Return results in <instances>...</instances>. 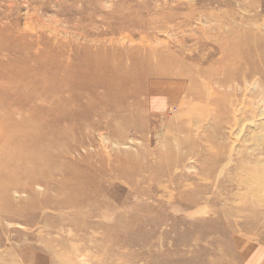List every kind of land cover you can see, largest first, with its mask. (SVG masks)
Masks as SVG:
<instances>
[{
    "label": "rangeland",
    "instance_id": "1",
    "mask_svg": "<svg viewBox=\"0 0 264 264\" xmlns=\"http://www.w3.org/2000/svg\"><path fill=\"white\" fill-rule=\"evenodd\" d=\"M231 29L264 41V0H0V113L22 128L49 96L26 89L27 70L5 75L29 54L103 47L118 68L108 76L135 73L118 111L98 103L78 122L41 126L65 132L44 145L42 164L17 168L42 177L32 189L43 203L0 220V264H264V59L240 64L241 79L204 72L219 67ZM165 46L187 66L142 74L139 51ZM30 131L0 160L34 150Z\"/></svg>",
    "mask_w": 264,
    "mask_h": 264
},
{
    "label": "bare ground",
    "instance_id": "2",
    "mask_svg": "<svg viewBox=\"0 0 264 264\" xmlns=\"http://www.w3.org/2000/svg\"><path fill=\"white\" fill-rule=\"evenodd\" d=\"M230 32L229 36L226 35L227 37H225L223 41L218 42V46L216 45L219 50L223 51L224 57L216 61L219 67L213 68L212 65L214 62H211L212 64L209 63L211 66L204 70V72L207 71L208 73L207 77H213L215 73H224L225 70L228 71L232 68L234 69V73L240 64L245 63L247 65L253 60L264 59V41H260V39L255 37L254 34L248 32L239 33L236 29H231ZM127 37L128 36H126V38ZM56 45L65 48V45L62 44V42L57 41ZM165 47L166 48L161 50L158 48L147 47L146 49H141L139 51V54L144 55V59L138 61V65L145 70L142 74L147 76V74L149 75L150 72H152L150 71V68H148L150 65H159L160 69H162L161 73H169L173 69L175 70L176 65L187 66V63H184V61H178L179 57L173 50V52H170L167 49V46ZM252 47H255L257 51H250V53L245 51L246 53L244 52L243 54L244 50L249 51ZM236 50L241 51L242 53L238 52L236 59H230V56ZM109 56L110 55L107 54L106 49L103 47L80 45L76 47L74 52H68L67 54L66 51L61 48L60 50L57 49L53 54L46 52L29 54L27 58H22L17 68L12 70V73H5L7 77L12 78L14 77L13 73L23 75L26 70L29 71V73H27L29 74L30 79L24 85L26 86V89H28V87L35 88L39 95V92H45L49 96L46 99L47 101H43L42 107L40 108V111H42L39 113V118L35 120V123L31 122L29 126H25L24 128L21 127L22 124L15 123V120L13 121L12 111L7 110L4 111V113H0V153L3 147L13 146L18 142L17 138H21V135H18L20 132L27 131V133L23 135L24 141L29 136V133L31 132L30 130L37 128V131L39 132V141L34 147V150L23 151L22 153L24 155L17 159V161L8 158L7 161L0 160V220H22L24 217L23 213L26 212V209L29 210L37 207L38 204L40 205L43 203L36 190L32 189V184L35 183L38 187V184L43 182L42 177L38 173L33 172L31 168H24L22 170L17 169L20 166L26 167L30 163L32 165L33 162H36V164H42L43 160L41 153L44 145L46 146L47 141L59 136L62 132H65H61L60 130L58 132V130L55 129L54 131H45L41 134L39 131L41 126L50 124L49 128L52 129L53 127H51V124L56 123L57 125L58 120H67L69 118L72 123L78 122V120L74 119L77 117L78 113H86L88 108L98 103L107 104L109 107H112L114 112H116L121 106L123 108L127 101L126 98L135 95V92L129 89V85L134 79L135 73L123 76L119 75L114 78L108 76L112 75V73L115 74L118 71L117 66L109 60ZM207 57H203L202 59H206ZM46 61L51 63L49 65L51 69H47L43 74L52 75L50 80L42 78L39 73L42 67L45 66L39 64ZM36 62L38 63L34 64ZM4 65L9 66V64ZM228 65L230 68H227ZM255 71L252 69L251 72ZM58 72L61 76L59 77V80L55 81L54 76ZM251 72L249 71V73ZM231 75H235V77L238 76L237 78L239 79L243 77L240 74H236V72ZM229 79H231V77H229L228 80ZM52 89H55L56 91L53 92ZM0 97L1 100L4 99V93H0ZM36 97L37 95L29 100L28 103L32 104L37 99ZM73 100L80 104H75ZM36 103L37 101H35V106L37 107ZM70 103H72V105ZM20 107L19 110L22 109V106ZM105 109L106 107H104L102 111L104 112ZM58 111H61L62 114H58ZM18 154H20V152H18ZM23 176H27L26 181H23ZM56 188L58 190L60 189L58 186ZM19 193H26L25 199H18L17 196ZM66 198L70 199L68 196H66ZM64 200L67 201L66 199Z\"/></svg>",
    "mask_w": 264,
    "mask_h": 264
}]
</instances>
